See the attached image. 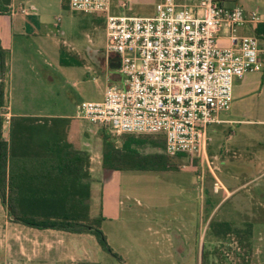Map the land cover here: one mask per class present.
<instances>
[{
	"label": "crops",
	"instance_id": "0c3cea01",
	"mask_svg": "<svg viewBox=\"0 0 264 264\" xmlns=\"http://www.w3.org/2000/svg\"><path fill=\"white\" fill-rule=\"evenodd\" d=\"M65 1L67 0H12L9 5L10 10L7 13H0L1 45L8 52L4 106L0 107V114L7 112L11 116L64 117L71 120L70 126L74 127L70 137L73 150L85 151L91 156L90 173L93 181L90 209L91 216L96 217L92 215V207H100L101 204L112 205L110 201L107 203L104 201V196L108 197L110 192L105 190L103 178L112 179L121 172L150 171L106 169L103 166L104 139L113 140L112 133L106 127L98 125L101 132L106 129L109 133H105L100 145L98 142L90 144L87 139L88 134L86 135V131L81 127L83 121L74 118L77 110L71 116L49 112L54 107L49 102V96L57 92L55 84L59 80L54 74L55 63L75 67L86 66L96 76L94 79L97 76L104 77L105 85L102 93L91 101L102 100L107 86L123 84L120 57L107 52L106 44L101 46L95 41H90L89 45L76 44L75 49L73 48L75 54L70 55L66 48V40L64 44L59 41L61 25H52L47 21L45 8L59 3L65 6ZM159 1L113 0L112 12L115 15L150 16L155 14L156 4ZM124 2L129 3L128 8L121 7ZM221 2L226 8L240 5L246 12L256 11L261 17L260 23L264 24V0H221ZM67 5L69 8L68 1ZM145 6H151L149 13L136 12V9L143 10ZM114 7L117 12L114 11ZM258 24L248 25L238 33L241 36H257ZM61 33V35L65 34L63 30ZM259 40L263 47L264 40ZM218 43L222 47L232 45L228 29L220 32ZM15 92L18 94L16 95ZM16 101L19 106L15 110ZM218 120L217 123L214 122L209 126L211 140L206 151L195 161V165L201 163L205 166L202 172H199L198 180L205 182L207 204L209 205L210 201L211 209L216 210L222 203L225 204L239 193L243 194L241 201L234 206L238 211H245L246 200L256 201V209L261 211L255 213L256 223L254 220L242 222L238 229L244 234L243 243H251L254 249L252 264H264V171L259 172L257 169L258 158H249L246 155L249 153L247 145H242L240 141L234 144L243 126L257 122L264 123V72H251L242 78L234 79L231 109L221 112ZM9 136L10 128L5 132L4 137L9 140ZM118 146L121 147L122 143L119 142ZM204 172L206 176L202 174ZM218 181L220 184L216 185ZM216 196L220 197L217 205L214 203ZM1 201L0 197V264H97L103 258L104 251L96 236L58 229L40 230L18 224L12 220L9 210ZM248 229L252 234L246 237L244 232Z\"/></svg>",
	"mask_w": 264,
	"mask_h": 264
},
{
	"label": "built area",
	"instance_id": "2783aa9c",
	"mask_svg": "<svg viewBox=\"0 0 264 264\" xmlns=\"http://www.w3.org/2000/svg\"><path fill=\"white\" fill-rule=\"evenodd\" d=\"M68 2L73 11L105 16L106 49L120 57L123 76L122 85L107 86L102 100L82 101L74 118L115 135L163 134L172 157L199 158L211 140L209 126L231 109L234 79L264 72L259 38L238 33L261 17L240 5L160 0L155 14L133 16L113 14V0ZM223 29L229 30V47L218 43ZM1 116L9 129L11 115Z\"/></svg>",
	"mask_w": 264,
	"mask_h": 264
},
{
	"label": "rangeland",
	"instance_id": "374dc122",
	"mask_svg": "<svg viewBox=\"0 0 264 264\" xmlns=\"http://www.w3.org/2000/svg\"><path fill=\"white\" fill-rule=\"evenodd\" d=\"M150 8L145 6L136 12L146 14ZM45 11L47 21L61 25L60 29L65 32L61 35L59 30L58 39L62 44L66 40L70 55L75 54L76 44L89 45L90 41L101 46L106 44L103 14L76 12L60 3L47 6ZM54 65V74L59 80L55 84L57 92L49 96L54 106L49 112L71 116L82 101L94 100L102 93L104 77L94 79L96 76L86 66ZM18 106L16 101L15 110ZM81 127L88 134L90 144L100 145L105 133H109L84 121ZM111 136L114 142L122 143L123 135ZM238 141L248 146L249 158H258L259 172L264 171V123L243 126L234 144ZM142 149L152 151L147 146ZM180 162L179 171L121 172L115 178H103L105 190L110 192L104 201L112 205L92 207V215L103 219L101 229L116 255L104 252L97 264H252L254 249L251 243H242V232L235 229L242 222H252L255 213L261 212L256 209V201L246 200L245 211H238L234 206L241 201L243 194L239 193L216 210L211 209L205 182L198 180L205 166L201 163L193 166L189 158ZM202 174L206 176V172ZM219 199L216 196L215 205ZM217 222H230L235 229L225 238L214 237L212 230Z\"/></svg>",
	"mask_w": 264,
	"mask_h": 264
},
{
	"label": "trees",
	"instance_id": "16d2710c",
	"mask_svg": "<svg viewBox=\"0 0 264 264\" xmlns=\"http://www.w3.org/2000/svg\"><path fill=\"white\" fill-rule=\"evenodd\" d=\"M11 3L12 0H0V13H7ZM65 6L68 7L67 1ZM256 35L264 40V24H258ZM7 57L8 52L0 40V107L4 106ZM70 121L64 117L12 115L10 136L6 140L4 117L0 115L1 202L18 224L40 230L92 234L104 252L116 255L101 229L103 219L91 216V156L85 151L73 150L70 137L74 127L70 126ZM122 135L121 147L113 140L104 139L103 166L106 169L173 172L179 171L180 161L187 158L184 154L168 155L163 134ZM145 146L152 151H143ZM195 161L191 162L193 166ZM238 228L230 222H217L212 234L225 238L234 229L242 232ZM244 233L246 237L252 234L249 229Z\"/></svg>",
	"mask_w": 264,
	"mask_h": 264
}]
</instances>
